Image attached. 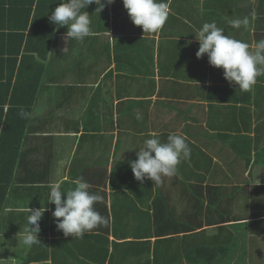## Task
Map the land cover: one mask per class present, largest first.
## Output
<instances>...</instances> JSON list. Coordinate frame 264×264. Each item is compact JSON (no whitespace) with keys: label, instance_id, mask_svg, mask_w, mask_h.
Segmentation results:
<instances>
[{"label":"crops","instance_id":"0c3cea01","mask_svg":"<svg viewBox=\"0 0 264 264\" xmlns=\"http://www.w3.org/2000/svg\"><path fill=\"white\" fill-rule=\"evenodd\" d=\"M190 4L170 40L158 42L159 31L150 33L154 45L136 38L142 27H134L122 0L100 13L95 4L85 9L91 34L83 42L66 41V26H56L48 43L47 18H38L40 31L32 36L47 47L46 56L18 55L12 75L21 100L16 107L30 118L18 115L15 124L25 134L0 221V241L10 245L0 249V264H159V197L172 226L189 227L173 241L180 261L174 264H249L264 256V75L240 90L206 54L196 57L195 38L203 23L214 21L253 46L264 38V0ZM244 17L247 27L227 23ZM1 65L11 74L8 63ZM9 99L0 128L11 115ZM169 133L186 137L190 159L161 183L137 181L129 162L138 148L151 134L166 140ZM81 177L101 197L94 208L107 224L66 237L47 202L48 185L67 191ZM40 207L47 209L40 242L29 247L22 242L28 209ZM121 225L135 227L138 238L122 235Z\"/></svg>","mask_w":264,"mask_h":264},{"label":"clouds","instance_id":"9594fccd","mask_svg":"<svg viewBox=\"0 0 264 264\" xmlns=\"http://www.w3.org/2000/svg\"><path fill=\"white\" fill-rule=\"evenodd\" d=\"M114 0H60L51 11L48 19L58 27L66 26V41L83 40L91 34L90 15L85 9L95 4L99 13ZM169 2H171L169 0ZM130 20L134 25L142 27L143 33H156L162 29L169 16L168 0H122ZM227 23L239 29L249 25V18L230 19ZM199 42L196 57L205 54L208 63L223 70L224 78L242 91H248L256 83L260 75H264V38L253 46L233 36L225 34L216 22H205L195 34ZM21 118H30V113L20 108ZM137 159L130 161L129 166L134 178L143 183L149 179L156 183L162 182V177L175 175L181 160L191 157V148L186 137L178 133H169L166 140H161L156 134H151L136 152ZM75 187L62 191L60 183H50L48 203L54 204L52 216L57 230L64 236L83 237L85 233L107 224L95 208L94 204L101 197L90 191L91 184L82 177L73 181ZM62 196L66 197L62 199ZM45 207L28 209L27 226L22 233V242L32 246L40 242L37 236L40 232L39 221L42 219Z\"/></svg>","mask_w":264,"mask_h":264},{"label":"trees","instance_id":"16d2710c","mask_svg":"<svg viewBox=\"0 0 264 264\" xmlns=\"http://www.w3.org/2000/svg\"><path fill=\"white\" fill-rule=\"evenodd\" d=\"M170 1L168 0L170 7L169 16L162 29L159 30L156 38L158 42L159 39L161 42L170 40L168 33H173L182 28L180 27V22L187 16L188 5H191V0ZM173 1L175 4H173ZM59 2L60 0H0V17H3L2 23H0V68L2 66L1 61L11 66V74H4L0 71V116L2 115L3 104L8 96L10 97V108H12L11 115L6 117L2 128H0V221L4 213L3 211L6 208L5 203L10 192V185L15 184L13 182V171L18 155H20L19 148L21 140L25 134L23 126L17 127L15 125L18 119V114L16 115L15 112L20 110L19 106L16 107V105L21 104L19 102L21 100L18 98L19 94L16 90L18 83L12 80V75L15 70L14 64L18 55L31 58L38 54L46 56L45 50L47 47L44 50L40 49L39 46L42 44L38 42V46L36 45V39L32 36V33L37 34L40 31L37 20L39 17L45 15L44 17L47 18L48 35L50 37H43L47 39L48 43L52 42L51 34L54 30L53 28H56L57 25L51 23L48 17ZM46 12L49 14L47 15ZM171 28L173 29L169 31ZM140 30V36L138 34L136 38H140V40L150 38L152 39H149L150 43L154 45V38L156 36H152L150 33H145V36H143ZM26 31H28L27 34ZM152 34L154 35V33ZM180 41L184 42V39L182 38ZM23 65L24 62L19 65L18 70ZM7 114L9 113L7 112ZM230 147L231 149L236 148L232 144H230ZM237 150H239V147H237ZM159 203V264H174V260L179 261V253L176 252L175 242L173 241L179 239L177 234L180 231L188 230L189 227L177 231L179 228H176V224L173 227L170 223L171 212L165 208V204L160 200V197ZM136 224L134 221L130 222L131 227ZM120 231L122 235L128 233L133 238L138 236V230L135 227L128 229L127 226L121 225ZM182 259L183 255H181ZM202 261L203 259H201V263Z\"/></svg>","mask_w":264,"mask_h":264},{"label":"rangeland","instance_id":"374dc122","mask_svg":"<svg viewBox=\"0 0 264 264\" xmlns=\"http://www.w3.org/2000/svg\"><path fill=\"white\" fill-rule=\"evenodd\" d=\"M10 245H7V244H2L1 241H0V249L1 248H4V247H7L9 248ZM256 255V254H255ZM249 264H264V256H261V255H257L254 257V259L249 263Z\"/></svg>","mask_w":264,"mask_h":264}]
</instances>
